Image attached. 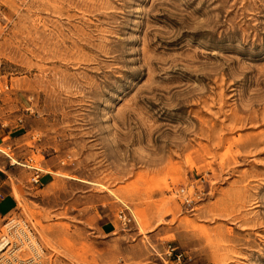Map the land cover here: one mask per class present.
Returning a JSON list of instances; mask_svg holds the SVG:
<instances>
[{"label":"rangeland","instance_id":"obj_1","mask_svg":"<svg viewBox=\"0 0 264 264\" xmlns=\"http://www.w3.org/2000/svg\"><path fill=\"white\" fill-rule=\"evenodd\" d=\"M2 82L0 154L68 176L14 193L52 261L264 264V0H0Z\"/></svg>","mask_w":264,"mask_h":264},{"label":"crops","instance_id":"obj_2","mask_svg":"<svg viewBox=\"0 0 264 264\" xmlns=\"http://www.w3.org/2000/svg\"><path fill=\"white\" fill-rule=\"evenodd\" d=\"M11 130L5 131V129L0 125V145H3L9 152L14 154L16 161L24 155H28V149L22 144L21 138L23 133L16 135L10 134ZM3 155L0 154V218H3L8 213L12 212L17 208V201L15 199V194L19 197L26 198L27 194H45L46 192L54 193V182L63 181L64 176L61 173L64 167L58 165L52 157H44L41 162L42 168L38 170L32 166L24 165L25 168L18 167L17 163L11 162L10 155L8 153ZM14 159V158H13ZM27 159V158H26ZM31 162V159H29ZM37 174L38 184L32 185L30 178L33 174ZM81 181V179H80ZM79 181V182H80ZM76 190H83L85 183H75ZM31 186L34 187L33 191H30ZM76 196H87L77 194ZM73 198L72 200L76 199ZM78 209V208H77ZM74 216H77L74 214ZM91 215H86L84 222L87 223V226L81 225L78 226L82 231H85L90 236L88 239L98 245V250L101 251V258L104 260L105 252L109 248V245L116 241L117 234V222L115 218H108L103 220L98 225H88ZM81 231V232H82ZM157 253V252H156ZM73 262V261H72ZM137 261H119L117 264H136ZM166 262V261H164Z\"/></svg>","mask_w":264,"mask_h":264},{"label":"built area","instance_id":"obj_3","mask_svg":"<svg viewBox=\"0 0 264 264\" xmlns=\"http://www.w3.org/2000/svg\"><path fill=\"white\" fill-rule=\"evenodd\" d=\"M9 90L7 82L0 83V97ZM32 185L38 184L37 174L30 178ZM118 218L122 225L129 222L123 211L118 212ZM168 256H175L177 260L182 256L181 252H176L171 245L166 247ZM47 257L31 221L20 213L12 212L3 217L0 230V264H72L70 261H52Z\"/></svg>","mask_w":264,"mask_h":264}]
</instances>
